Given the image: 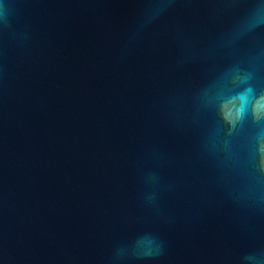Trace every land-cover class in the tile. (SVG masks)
Masks as SVG:
<instances>
[{
    "label": "water",
    "instance_id": "obj_1",
    "mask_svg": "<svg viewBox=\"0 0 264 264\" xmlns=\"http://www.w3.org/2000/svg\"><path fill=\"white\" fill-rule=\"evenodd\" d=\"M0 264H264V0H0Z\"/></svg>",
    "mask_w": 264,
    "mask_h": 264
},
{
    "label": "clouds",
    "instance_id": "obj_2",
    "mask_svg": "<svg viewBox=\"0 0 264 264\" xmlns=\"http://www.w3.org/2000/svg\"><path fill=\"white\" fill-rule=\"evenodd\" d=\"M248 91H250V90H248ZM240 99H241L242 101H244V100H246V96H245L244 94H241V95H240Z\"/></svg>",
    "mask_w": 264,
    "mask_h": 264
}]
</instances>
